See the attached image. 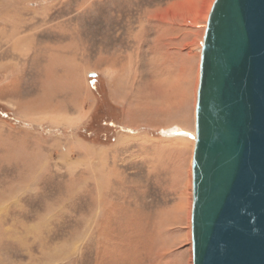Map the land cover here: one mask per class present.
<instances>
[{
    "label": "rangeland",
    "instance_id": "1",
    "mask_svg": "<svg viewBox=\"0 0 264 264\" xmlns=\"http://www.w3.org/2000/svg\"><path fill=\"white\" fill-rule=\"evenodd\" d=\"M213 1L0 0V264H192Z\"/></svg>",
    "mask_w": 264,
    "mask_h": 264
},
{
    "label": "water",
    "instance_id": "2",
    "mask_svg": "<svg viewBox=\"0 0 264 264\" xmlns=\"http://www.w3.org/2000/svg\"><path fill=\"white\" fill-rule=\"evenodd\" d=\"M191 139L192 264H264V0L213 1Z\"/></svg>",
    "mask_w": 264,
    "mask_h": 264
},
{
    "label": "trees",
    "instance_id": "3",
    "mask_svg": "<svg viewBox=\"0 0 264 264\" xmlns=\"http://www.w3.org/2000/svg\"><path fill=\"white\" fill-rule=\"evenodd\" d=\"M96 78V77H95ZM96 89V88H95ZM106 91V90H105ZM103 90V93H97L95 92V95L97 97V106L95 108V111L92 114L91 118V136L93 135H103L99 132H103L102 130H105V126L109 125V123L112 120V126L114 125L113 122L116 119V111L117 109L113 107L109 102L106 101V92ZM112 110V113H111ZM98 119V120H97ZM101 130V131H99ZM89 135V136H90Z\"/></svg>",
    "mask_w": 264,
    "mask_h": 264
},
{
    "label": "bare ground",
    "instance_id": "4",
    "mask_svg": "<svg viewBox=\"0 0 264 264\" xmlns=\"http://www.w3.org/2000/svg\"><path fill=\"white\" fill-rule=\"evenodd\" d=\"M164 83V82H163ZM159 84V83H158ZM181 131V130H180ZM190 229H191V217H190Z\"/></svg>",
    "mask_w": 264,
    "mask_h": 264
}]
</instances>
